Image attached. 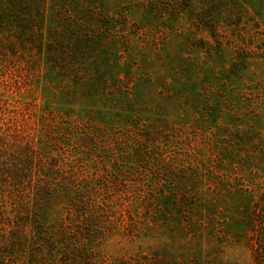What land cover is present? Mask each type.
Listing matches in <instances>:
<instances>
[{"label": "rangeland", "instance_id": "374dc122", "mask_svg": "<svg viewBox=\"0 0 264 264\" xmlns=\"http://www.w3.org/2000/svg\"><path fill=\"white\" fill-rule=\"evenodd\" d=\"M46 3L48 12L57 0ZM99 3L104 13H123L128 25L138 26L128 60L140 69L122 86L136 84L135 75L152 118L170 121L159 126L162 133L151 126L143 130L157 138L146 139L159 152L150 165L168 178L178 202L185 193L190 203L205 206L200 213L186 212L193 223L188 238L181 229L155 240L114 234L99 249L103 264L149 249L189 264H264V0ZM27 37L0 32V141L9 154L33 143L32 117H40L41 108H59L52 93L46 95L51 99L42 90L32 96L33 79L44 78L46 55L28 48L33 40ZM144 115L149 123L151 115ZM114 204L122 230L129 209L122 199Z\"/></svg>", "mask_w": 264, "mask_h": 264}, {"label": "trees", "instance_id": "16d2710c", "mask_svg": "<svg viewBox=\"0 0 264 264\" xmlns=\"http://www.w3.org/2000/svg\"><path fill=\"white\" fill-rule=\"evenodd\" d=\"M99 6V0H57L47 12L46 0H0V32L28 36L33 41L25 45L46 55L32 96L42 90L59 103L32 117L33 143L9 154L0 141V264H103L99 249L114 234L155 240L181 229L188 238L193 223L186 212L204 210L185 193L178 202L168 178L150 165L159 152L147 143L157 138L143 130L162 133L159 126L170 121L152 118L135 75L136 84L122 86L140 69L128 60L138 26ZM116 199L129 209L122 230ZM112 263L189 264L155 249Z\"/></svg>", "mask_w": 264, "mask_h": 264}]
</instances>
